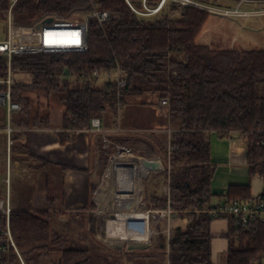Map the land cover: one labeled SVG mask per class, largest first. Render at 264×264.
<instances>
[{"label":"trees","instance_id":"1","mask_svg":"<svg viewBox=\"0 0 264 264\" xmlns=\"http://www.w3.org/2000/svg\"><path fill=\"white\" fill-rule=\"evenodd\" d=\"M130 1L135 5L139 2ZM92 4L118 18L103 27L90 20L87 52L13 57V73L28 77L12 87L13 102L25 105L15 124L28 130L50 127L49 108L43 113L34 109L28 97L31 93L61 96L58 102L65 108L62 127L66 131L89 129L93 119L104 120L107 114L116 124L119 100L115 82L91 76L96 70L112 73L119 64L128 83L121 92L122 109L130 103L163 107L162 102L169 101L165 109L173 133L160 152L167 160L170 196H155L151 204L156 210L171 209L187 219L188 225L186 230L171 232L169 247L165 243V254L157 257L160 264L165 260L169 264H216L218 240L225 244L226 264H264V223L252 220L242 226L234 216L217 219L210 213L216 195L212 191L215 167L209 139L212 132L226 138L229 132L242 131L247 138L249 176L264 182V49H215L199 44L211 15L192 8L170 7L156 16L141 17L125 0H18L14 16L18 23L31 25L50 16H88ZM9 7L10 0H0V15ZM6 75L7 71L0 69V76ZM145 95L155 99L143 101ZM61 138L65 142V135ZM116 144L139 146L125 139H117ZM148 148L145 155L155 158L157 152ZM20 149L33 159L28 137ZM115 150L116 145L103 151V174ZM225 197L227 201H264V193L257 199L252 197L250 185H232ZM53 218L49 211L14 209L10 229L19 254L11 248L0 256V264H43L55 255L60 256V264H126L113 253L72 248L66 240L55 243ZM219 220L226 221L227 230L216 236L213 224ZM5 230L6 217L0 215V238Z\"/></svg>","mask_w":264,"mask_h":264},{"label":"crops","instance_id":"2","mask_svg":"<svg viewBox=\"0 0 264 264\" xmlns=\"http://www.w3.org/2000/svg\"><path fill=\"white\" fill-rule=\"evenodd\" d=\"M59 106L60 112L55 115H52V108L48 109L49 128L30 131L28 145L33 159L28 154L22 155L21 165L12 171L13 209L53 213L52 239L55 243L66 240L72 248L91 250L97 245L103 255L113 253L126 264H160L161 259L157 257L165 254L169 233L171 235L176 229L186 230L188 225V220L178 213L168 216V209L156 210L151 204L153 197L166 196L169 185L166 156L160 152L173 133L166 109L167 118L160 123V111L155 105L133 103L126 106L124 119L122 109L120 125L107 114L104 120L100 119L102 131L97 132L91 128L64 130L65 108ZM61 135H65V142ZM117 139L133 140L139 146L123 147L116 144ZM209 139L215 167L212 191L216 195L211 203L224 201L232 185H250L252 197L259 198L264 193V182L249 176L246 143H231L217 132L210 133ZM115 145V153L121 149L131 152L129 163L136 166L149 164V174L142 179L125 171L108 203L95 213L94 192L103 175L101 155ZM148 146L157 152L153 159L145 155ZM217 186L222 189L218 190ZM159 212L164 214L162 218L155 216ZM129 222L132 231L126 230ZM226 230L224 220L213 224L216 236ZM217 245L225 254L224 242L216 241V264ZM131 255L143 258L133 259ZM43 264H60V256L55 255ZM164 264H169L168 260Z\"/></svg>","mask_w":264,"mask_h":264},{"label":"built area","instance_id":"3","mask_svg":"<svg viewBox=\"0 0 264 264\" xmlns=\"http://www.w3.org/2000/svg\"><path fill=\"white\" fill-rule=\"evenodd\" d=\"M130 8L141 17H153L162 10L170 7L179 9L192 8L206 12L213 16L222 18H252L264 16V0H235V8H221L214 2H204L201 0H139L135 5L130 0H125ZM18 0H10V7L3 15L5 28L3 30L4 39H0V69L7 71V75L0 76V116H10L13 113H22L25 105L12 100V87L16 80L12 71V60L15 55L23 54H49V53H84L89 49L88 30L90 20H96L103 27V24L109 20L117 19L118 16L110 12H101L92 4L91 13L81 22L70 21L65 18L50 16L36 20L31 25L20 24L14 16V7ZM244 6H254L256 9H243ZM52 18L53 22L46 24V20ZM93 79L100 81H114L118 93L117 122L120 125L122 105L120 102L121 92L127 86V80L124 73L117 64L112 73H102L94 71ZM164 106L169 105L168 100L162 102ZM1 125V122H0ZM91 129L102 131L100 119H93ZM5 135L6 149V167L5 177L0 180V185L5 188V198H0V215L6 217V230L3 237L0 238V256L14 248L18 253L16 244L13 240L10 229V215L14 210L11 204V178H12V149L14 146L13 134L15 129L9 124L0 130ZM227 139L233 142L246 143L247 138L242 131H232L227 134ZM131 152L127 149H121L111 159L106 171L104 172L97 188L94 192V203L101 207V203L108 196L109 192L119 177L126 171L128 159ZM1 177V176H0ZM106 195V196H103ZM170 196V186L165 192ZM211 215L214 218L234 216L242 226H248L252 220H258L264 223V201L259 202H240V201H218L212 202ZM173 211L168 209L167 215L171 216ZM155 216L162 218L163 213H157ZM132 229V223L126 224V230ZM170 233L168 237V247L170 242ZM169 249V248H168ZM169 252V251H168ZM22 264L23 261H22Z\"/></svg>","mask_w":264,"mask_h":264},{"label":"rangeland","instance_id":"4","mask_svg":"<svg viewBox=\"0 0 264 264\" xmlns=\"http://www.w3.org/2000/svg\"><path fill=\"white\" fill-rule=\"evenodd\" d=\"M214 4L221 8H235V0H214ZM243 9H256L254 6H244ZM4 17L0 15V39H4L3 30L5 28ZM86 18L84 15H74L68 20L74 22H81ZM199 44L209 45L215 49H238V46H242L246 50H263L264 49V16L252 17V18H222L218 16L211 15L202 34L198 38ZM14 79L18 82L27 81L28 77L24 74H14ZM31 105L34 109H40L43 112L47 108H52L54 114L60 112L58 98L61 96L58 94L48 95L46 93H31L28 95ZM143 101L152 102L155 98L149 95H145L141 98ZM152 100V101H151ZM142 101V102H143ZM130 103L129 105H131ZM155 109L160 111V123H162L163 118H167L165 108H161L155 105ZM127 107L123 108L122 119L125 117V112ZM22 113H13L10 118L6 115L0 116V130L4 129L7 124H9L15 129L13 134L14 146L12 149V169H15L21 165V158L23 152L21 151V145L25 137L30 136V131L28 129L19 128L15 123L20 119ZM61 114V113H60ZM27 133L28 135H23ZM5 135L0 132V180L5 177V167H6V149H5ZM116 154V153H115ZM131 156V155H130ZM247 163V158H246ZM130 162V157L128 159V164ZM14 173V172H13ZM121 176L119 177V179ZM118 179V181H119ZM115 183V185L118 183ZM219 183L218 181L216 182ZM115 185L112 187L114 189ZM113 189L109 192L108 196L101 203V207H97L94 204L95 213H99L105 205L108 203L109 198L112 195ZM218 190H221V186H217ZM106 196V195H103ZM0 198H5L4 186L0 185ZM129 231H132L129 230ZM93 252L95 254H102L97 245H93ZM217 264H226V254L217 245Z\"/></svg>","mask_w":264,"mask_h":264},{"label":"water","instance_id":"5","mask_svg":"<svg viewBox=\"0 0 264 264\" xmlns=\"http://www.w3.org/2000/svg\"><path fill=\"white\" fill-rule=\"evenodd\" d=\"M53 22L52 18L46 20V24ZM126 171L134 176H138L142 179L146 178L149 174V164H144L142 166H136L133 163L127 165Z\"/></svg>","mask_w":264,"mask_h":264}]
</instances>
